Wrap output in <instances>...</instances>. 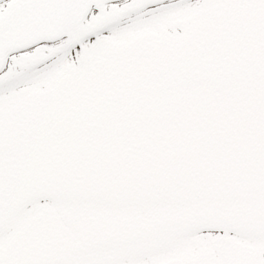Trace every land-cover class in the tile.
<instances>
[{"label":"snow or ice","instance_id":"6c2138e0","mask_svg":"<svg viewBox=\"0 0 264 264\" xmlns=\"http://www.w3.org/2000/svg\"><path fill=\"white\" fill-rule=\"evenodd\" d=\"M0 264H264V0H0Z\"/></svg>","mask_w":264,"mask_h":264}]
</instances>
